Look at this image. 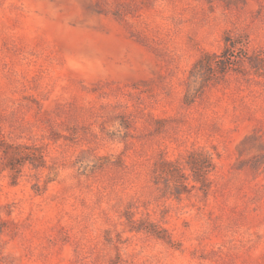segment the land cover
Segmentation results:
<instances>
[{
  "label": "rangeland",
  "instance_id": "374dc122",
  "mask_svg": "<svg viewBox=\"0 0 264 264\" xmlns=\"http://www.w3.org/2000/svg\"><path fill=\"white\" fill-rule=\"evenodd\" d=\"M0 264H264V0H0Z\"/></svg>",
  "mask_w": 264,
  "mask_h": 264
},
{
  "label": "trees",
  "instance_id": "16d2710c",
  "mask_svg": "<svg viewBox=\"0 0 264 264\" xmlns=\"http://www.w3.org/2000/svg\"><path fill=\"white\" fill-rule=\"evenodd\" d=\"M223 57V59H222ZM220 64L222 66V68L226 67L227 62L224 58V55H208L205 56L204 58H202L199 62L200 66L206 67V68H210L215 64Z\"/></svg>",
  "mask_w": 264,
  "mask_h": 264
}]
</instances>
